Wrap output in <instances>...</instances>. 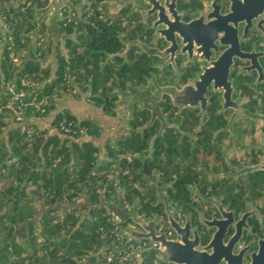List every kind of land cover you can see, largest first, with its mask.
I'll return each mask as SVG.
<instances>
[{"label": "flooded vegetation", "instance_id": "flooded-vegetation-1", "mask_svg": "<svg viewBox=\"0 0 264 264\" xmlns=\"http://www.w3.org/2000/svg\"><path fill=\"white\" fill-rule=\"evenodd\" d=\"M50 2L5 3L33 8L31 32L38 29L34 42L44 67L57 68L63 59L71 66L67 80L74 90L59 104L77 111L88 106L86 101L107 104L104 113L120 120L105 131L111 135L105 150H118V141L128 135L148 137L146 159L169 130L180 132L178 143L186 136L192 147L198 135L211 139L212 155L198 158L197 195L180 201L167 191L170 183L145 176L141 188L154 197L149 212L121 193L109 200L136 205L156 233L168 238H179L170 216L188 224L201 250L215 249L213 258L188 257L191 264H264V0H61L58 15L55 7L44 10ZM2 6L0 0V11ZM52 19L59 31L54 26L47 43ZM0 20L5 34L8 24L1 12ZM224 52L229 56L222 57ZM202 74L206 88L196 95L186 90L183 106L163 92L169 85L197 87ZM188 151L180 150L175 162L188 165L194 150ZM114 220L122 236L125 225L140 227L132 219ZM154 244L146 238L137 246Z\"/></svg>", "mask_w": 264, "mask_h": 264}, {"label": "trees", "instance_id": "trees-1", "mask_svg": "<svg viewBox=\"0 0 264 264\" xmlns=\"http://www.w3.org/2000/svg\"><path fill=\"white\" fill-rule=\"evenodd\" d=\"M2 2L8 32L0 33V264H123L119 258L128 249L113 245L123 240L114 234L119 226L103 200L121 193L149 212L154 197L141 188L145 176L170 183L167 191L180 201L193 195L198 158L212 155L211 139L198 135L192 147L186 136L178 143L180 132L169 130L144 159L148 137L128 135L102 160L98 152L106 148L105 139L91 138L101 136L102 127L56 101L74 90L67 80L71 66L62 57L57 68L44 67L37 56L40 48L31 43L33 8L24 11L25 3L15 8ZM100 82L95 75L96 87ZM9 83L25 89L27 97L36 96L40 107L23 108L17 101L10 107ZM180 150H194L188 165L175 162Z\"/></svg>", "mask_w": 264, "mask_h": 264}, {"label": "water", "instance_id": "water-1", "mask_svg": "<svg viewBox=\"0 0 264 264\" xmlns=\"http://www.w3.org/2000/svg\"><path fill=\"white\" fill-rule=\"evenodd\" d=\"M60 4H61V0H51L48 7L44 10H50L52 7L53 8L55 7V12L58 15ZM39 11H37V13ZM197 20H194V21H197ZM189 24L190 23H188L187 25ZM54 26L59 31L57 23L55 22V20L52 19L48 27L49 38H48L47 43L49 42V39L52 37ZM181 29H184V28L181 27V25H179L178 26L179 33H182ZM37 30L38 29H35L34 31L31 32L32 34L31 43H34ZM228 53L226 52L225 54L222 55V57ZM222 57L220 59H222ZM216 61H219V60H216ZM216 61L214 62L216 63ZM230 61H231V56H230ZM228 62H229V58H228L227 64ZM211 69H213V67L207 68V71ZM204 74L201 75V79L197 80L196 82L197 87L187 85L182 89H178L174 86L169 85V86L162 87L163 92L170 93L172 95L173 101L176 104L183 106V101H184L183 97L185 96L186 90L187 92L188 90L192 93L195 92L193 94L196 95L202 86L206 88V83L208 81H206V83L205 81H202ZM86 105L88 106H84V109L80 110L83 112V114L79 111L80 115L78 116L84 119L95 120L102 127V134L101 136H93L91 138L93 140L94 139H98V140L104 139L105 134H107L105 131L108 130L109 127H111V123L112 124L116 123L115 120H117V117H110L106 115L101 106H94L93 104L87 101H86ZM86 114H88L89 116ZM126 123H127V120H126ZM102 205L107 206L108 211L113 215L114 219H118L121 222H126L129 219H132L136 224L138 223V225H140V227H136V226L129 225V224L123 226V231L126 235V241L122 245H118L114 243L113 245H115L117 249L124 250V249H128L131 247H136L137 245L142 244L146 238L147 239L151 238L152 240L155 241L154 245L138 249V255H139L138 264H162V261H166L167 263H170V264H191V261L189 260L188 257L193 258L198 255L203 256L206 254L209 256V258L211 257L213 258L215 255V249L213 248H212L213 250H210V251H208V249L206 251L201 250L197 246L199 243V241H197V233L195 232V234L193 235L191 228L188 227V224H186L185 226H182L172 216H170V225L179 234V238L177 239L168 238L164 234H157L155 226H153L151 223H147L144 220V218L139 215L138 207L136 205H129L127 201L124 199H121L119 202H113V201L104 199L102 202ZM209 247H211V244L208 246V248ZM126 264H132V263H126Z\"/></svg>", "mask_w": 264, "mask_h": 264}, {"label": "built area", "instance_id": "built-area-1", "mask_svg": "<svg viewBox=\"0 0 264 264\" xmlns=\"http://www.w3.org/2000/svg\"><path fill=\"white\" fill-rule=\"evenodd\" d=\"M16 60L18 59L16 58ZM7 90L12 94L8 104L10 107H12V105L16 101L17 104H19L23 108L29 105H34L36 108L40 107L41 102L37 100V97L36 96L27 97V92L25 91V89L21 88L18 90L13 84L9 83L7 85ZM16 113L18 114V118H22L20 110L16 109ZM113 232L117 237L122 238L124 242L126 241V235L122 236V234L119 232V230H117V228L113 230ZM141 248L142 246L129 248L127 252H125L120 256L119 258L120 261H122L123 263L125 262V263L138 264L139 263L138 249Z\"/></svg>", "mask_w": 264, "mask_h": 264}, {"label": "rangeland", "instance_id": "rangeland-1", "mask_svg": "<svg viewBox=\"0 0 264 264\" xmlns=\"http://www.w3.org/2000/svg\"><path fill=\"white\" fill-rule=\"evenodd\" d=\"M67 98V96H65V94L64 95H60V96H58L57 97V99H56V101L58 102V101H63L64 99H66ZM64 101H67V100H64ZM70 105V104H69ZM70 107H73V106H71L70 105ZM74 107H76V106H74ZM77 108V107H76ZM74 109V108H73ZM116 122H118L119 124H120V120L118 119V120H115ZM156 181V180H155ZM157 182V181H156ZM195 192H197V190H196V188L194 189V193H193V195H197V193H195ZM161 193L163 194V195H167L168 193H167V191L164 189L163 191H161ZM157 195H159L160 193H156Z\"/></svg>", "mask_w": 264, "mask_h": 264}, {"label": "crops", "instance_id": "crops-1", "mask_svg": "<svg viewBox=\"0 0 264 264\" xmlns=\"http://www.w3.org/2000/svg\"><path fill=\"white\" fill-rule=\"evenodd\" d=\"M1 21V20H0ZM2 23V21L0 22V24ZM60 102H62V101H58V104L60 103ZM92 104V103H91ZM94 105V104H93ZM94 106H96V105H94ZM82 114H83V112L82 111H80ZM86 115H88V114H86ZM89 116V115H88ZM105 139V141H108V139L107 138H104ZM109 139H110V137H109ZM107 152H108V150H105V148H103L102 150H100L98 153H99V155L101 156V159L102 160H106L107 159Z\"/></svg>", "mask_w": 264, "mask_h": 264}]
</instances>
